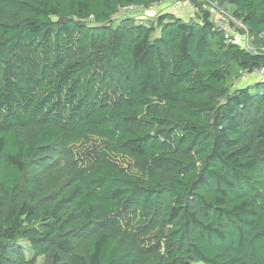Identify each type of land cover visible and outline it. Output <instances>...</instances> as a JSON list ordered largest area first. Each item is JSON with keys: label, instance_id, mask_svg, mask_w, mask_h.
Masks as SVG:
<instances>
[{"label": "trees", "instance_id": "obj_1", "mask_svg": "<svg viewBox=\"0 0 264 264\" xmlns=\"http://www.w3.org/2000/svg\"><path fill=\"white\" fill-rule=\"evenodd\" d=\"M163 1L0 0V264H264V0Z\"/></svg>", "mask_w": 264, "mask_h": 264}, {"label": "rangeland", "instance_id": "obj_2", "mask_svg": "<svg viewBox=\"0 0 264 264\" xmlns=\"http://www.w3.org/2000/svg\"><path fill=\"white\" fill-rule=\"evenodd\" d=\"M188 2V0H167L163 1L159 4H154L149 8H142V7H133V8H123L119 10L117 14L112 17V25L115 26L119 23L120 19L123 17H146L143 19L155 18L157 14L164 13V12H172L181 18L184 21L188 20H197V16L194 14L193 6ZM159 34V33H158ZM156 32V35H158ZM264 75L253 72V73H244L240 78H238L233 84L232 88L251 85Z\"/></svg>", "mask_w": 264, "mask_h": 264}, {"label": "built area", "instance_id": "obj_3", "mask_svg": "<svg viewBox=\"0 0 264 264\" xmlns=\"http://www.w3.org/2000/svg\"><path fill=\"white\" fill-rule=\"evenodd\" d=\"M203 6L208 9L216 28L224 30L226 41L239 44L248 51H256L251 43L252 38L241 21L235 19L230 12L224 7L218 6L216 2H211L208 5L204 4ZM130 8H133V6ZM254 72L264 75V67Z\"/></svg>", "mask_w": 264, "mask_h": 264}, {"label": "crops", "instance_id": "obj_4", "mask_svg": "<svg viewBox=\"0 0 264 264\" xmlns=\"http://www.w3.org/2000/svg\"><path fill=\"white\" fill-rule=\"evenodd\" d=\"M167 2H168V0H167ZM190 5V4H189ZM170 13H172V12H170ZM175 14V13H174ZM194 14H195V10H194ZM176 15V14H175ZM176 16H178V15H176ZM178 17H180L181 18V16H178ZM135 18H138V19H143V18H146V17H142V16H138V17H135ZM150 19V18H149Z\"/></svg>", "mask_w": 264, "mask_h": 264}]
</instances>
